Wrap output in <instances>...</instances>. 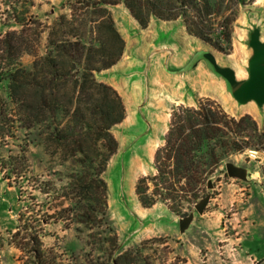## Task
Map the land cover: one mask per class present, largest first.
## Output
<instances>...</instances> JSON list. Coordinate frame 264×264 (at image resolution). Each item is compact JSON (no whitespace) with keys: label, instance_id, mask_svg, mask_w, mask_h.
<instances>
[{"label":"trees","instance_id":"1","mask_svg":"<svg viewBox=\"0 0 264 264\" xmlns=\"http://www.w3.org/2000/svg\"><path fill=\"white\" fill-rule=\"evenodd\" d=\"M16 2H23L21 8L11 6L13 13L0 22L5 28L0 37V138L16 142L32 173L21 176L22 182L38 194L30 196L31 203L17 196L23 206L8 230L7 246L18 249L17 264H156L146 253L152 239L129 249L120 242L108 203L104 175L118 150L112 129L126 116L118 91L97 78L125 51L111 7L123 4L142 28L153 18L181 20L190 34L226 51L232 46L238 0H64L66 11L57 15L56 10L29 15L32 1ZM43 34L40 53L36 47ZM25 54L33 60L24 62ZM165 140L155 155L157 173L141 177L136 193L145 208L165 203L186 216V204L208 195L206 186L223 158L245 146L263 145L264 131L250 114L236 119L208 100L175 110ZM7 151L11 165L14 150ZM10 170L5 179L13 177ZM39 195L43 199L36 203ZM60 221L74 232L63 248L45 241L48 226Z\"/></svg>","mask_w":264,"mask_h":264},{"label":"rangeland","instance_id":"2","mask_svg":"<svg viewBox=\"0 0 264 264\" xmlns=\"http://www.w3.org/2000/svg\"><path fill=\"white\" fill-rule=\"evenodd\" d=\"M16 1L0 0V22L7 21V16L13 13L11 6L16 7L19 4ZM31 1L32 3L28 2L29 15L42 14L49 10H56L57 15L66 11V9L61 8L64 0ZM22 3L20 2L17 8H21ZM236 7L238 16L233 26L232 46L226 51H221L205 40L190 34L181 20L166 21L153 18L147 27L142 28L123 4L112 6L111 11L118 30L122 29L135 37L139 36L140 40H149L150 43L153 41V45L143 57L152 49L158 37L168 34L176 37L184 48L202 41L221 58L240 67L245 56L241 43L243 27L248 18H258L264 21V0H238ZM5 10L10 11L7 13ZM217 20L220 19L217 17ZM218 21H215L214 26H217ZM43 22L47 23L45 18H43ZM2 28L4 26L0 24V37L3 34ZM45 44L46 35L43 34L40 46L36 47L38 52H43ZM223 46H225V42ZM147 48H143L141 53H144ZM22 60L26 63L31 62L33 55L25 54ZM195 77L201 81L195 83L194 93L189 96H183L181 90L176 88L163 75L157 77L153 92L151 121L160 131L158 139L163 140L160 147L165 144V137L171 127L172 115L175 110L181 106L197 107L200 102H207L208 100L215 101L230 117L240 119L245 114H250L257 121L260 130L264 131V119L261 118L256 108L246 106L238 109L231 100L226 98L228 100L226 101L211 87L212 84H215L214 81L208 80L203 75H196ZM135 112L136 108L132 112L126 109L124 120L112 129L115 137L120 138L129 128V122L135 121ZM129 113H131V120L128 119ZM140 122L141 126L145 127L146 120L143 117H141ZM242 139L247 141L249 137L245 136ZM15 144L16 142L14 143L11 138H0V264H17L16 256L20 254L17 248L7 246L8 230L14 228L17 224L19 211L23 206L17 196L21 195L23 201L28 200L31 203L30 196L38 194L33 186L22 182L21 176L25 173L27 175L32 173L29 172V168H26L23 157L18 154V148L16 149ZM9 148L14 150L13 156H15L11 165L8 163L7 150ZM248 148L259 149L262 158L260 160H250L245 156H241ZM263 153L264 143L256 147L245 146L242 150L224 157L218 170L214 172L209 181L212 188L206 186V192L211 196V199L204 212L199 213L195 209V204L200 200L191 205L186 204L184 211H188L189 214L194 212V218L185 232H181L180 218L189 214L186 216L177 215L165 203H157L151 207L152 210L147 221L146 218L141 221L136 217V211L145 208L140 203L136 193L137 182L143 176H152L157 173L155 158L146 166L145 170L140 171L139 168H136L135 171L134 169L136 181L130 184L129 179L123 182L122 167L120 165L115 167L114 165L117 162L116 159L120 158L117 150L110 159L104 177L109 187L108 203L111 217L116 225L120 242L124 244L126 249H129L152 239L147 245L150 249H147L146 253L153 254L152 261L156 264H258L261 260L259 258L264 257ZM228 162H232L237 166H244L247 169L248 179L230 177L226 169ZM10 167L13 168L15 173L11 179H5L6 171H11ZM221 170L224 173L220 174ZM251 171H259L261 181L258 180L259 178L250 180ZM42 180H45V178L42 177ZM38 184H40L39 181ZM36 199L38 200H36V203H38L42 201L43 196L39 195ZM142 212H144L142 216L147 214L145 211ZM149 223H152V225L144 228ZM48 231L50 235L45 239L46 244H59L62 248L74 236V232L71 229H66L62 221L49 225ZM157 238H164L166 242L161 243L157 241Z\"/></svg>","mask_w":264,"mask_h":264},{"label":"water","instance_id":"3","mask_svg":"<svg viewBox=\"0 0 264 264\" xmlns=\"http://www.w3.org/2000/svg\"><path fill=\"white\" fill-rule=\"evenodd\" d=\"M163 34L156 39L155 45L141 58L142 76L145 96L140 106V113L144 116V108L150 95V77L152 69L157 66L172 78L188 85L191 78L203 75L218 88L223 96L231 100L238 109L253 106L264 119V21L258 18H248L243 27L241 43L244 48V61L240 67L221 58L206 43L198 41L188 48L172 35ZM230 177L248 179L247 169L237 166L232 162L226 164ZM209 188L212 184L209 183ZM211 199L205 196L197 204L195 209L203 213ZM194 218V212L180 218L181 232L189 227Z\"/></svg>","mask_w":264,"mask_h":264},{"label":"crops","instance_id":"4","mask_svg":"<svg viewBox=\"0 0 264 264\" xmlns=\"http://www.w3.org/2000/svg\"><path fill=\"white\" fill-rule=\"evenodd\" d=\"M137 27V26H135ZM125 40V51L123 57L120 61L108 70L102 71L100 74H97L99 81L107 83L114 87L121 97L124 100L126 109L128 111H133L136 108L135 112V121L129 122V128L126 129L125 133L119 138L116 136L119 148H118V157L115 167H122V176L123 182L136 181L134 173L136 168H139L140 171L146 169L149 163H151L155 158V152L158 147L162 144L163 140L158 139L159 130L157 126L151 121V113L153 109V92L155 89V83L159 75H163L169 82H171L176 88L180 89L183 96H189L194 93V85L196 82L201 81L195 76L191 78L188 85L181 83L180 81L172 78L163 70L154 66L152 69L150 77V95L147 105L144 108V116H146V125L145 127L141 126V117L140 106L144 100L145 89L142 76V62L141 58L146 54L148 49L153 45V41L150 43L149 40H140V37H135L134 35L125 32V30L119 29ZM144 33V32H142ZM148 45V48H147ZM147 48L144 53H141L142 49ZM216 92L219 93L226 101H228L221 91L215 86H211ZM127 118V117H126ZM128 119L131 120V113L128 114ZM135 169V171H134ZM146 173V172H145ZM260 177L259 171L250 172V180L257 179ZM261 181V179H258ZM152 208L145 209L141 208V211H136V217L141 221L143 218L148 220L149 213ZM142 211H145L147 214L142 216ZM138 223V221H136ZM152 223L146 225L144 228H148ZM13 249V248H11ZM188 254L187 251H185ZM187 256V255H186ZM18 255L16 256V258ZM264 258V257H263ZM262 259V258H259Z\"/></svg>","mask_w":264,"mask_h":264},{"label":"built area","instance_id":"5","mask_svg":"<svg viewBox=\"0 0 264 264\" xmlns=\"http://www.w3.org/2000/svg\"><path fill=\"white\" fill-rule=\"evenodd\" d=\"M241 156H245L249 158L250 160H260V158H262V153L259 149L248 148L241 154Z\"/></svg>","mask_w":264,"mask_h":264},{"label":"flooded vegetation","instance_id":"6","mask_svg":"<svg viewBox=\"0 0 264 264\" xmlns=\"http://www.w3.org/2000/svg\"><path fill=\"white\" fill-rule=\"evenodd\" d=\"M240 166V165H239ZM244 167V166H243Z\"/></svg>","mask_w":264,"mask_h":264}]
</instances>
